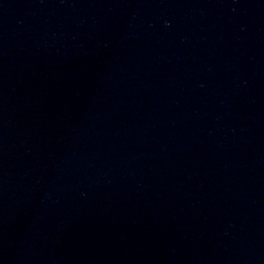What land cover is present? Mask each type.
<instances>
[{
    "label": "water",
    "instance_id": "water-1",
    "mask_svg": "<svg viewBox=\"0 0 264 264\" xmlns=\"http://www.w3.org/2000/svg\"><path fill=\"white\" fill-rule=\"evenodd\" d=\"M0 264H264V0H0Z\"/></svg>",
    "mask_w": 264,
    "mask_h": 264
}]
</instances>
